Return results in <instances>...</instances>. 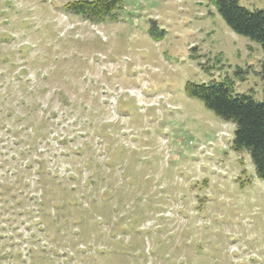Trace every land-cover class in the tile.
I'll return each instance as SVG.
<instances>
[{
  "label": "rangeland",
  "instance_id": "374dc122",
  "mask_svg": "<svg viewBox=\"0 0 264 264\" xmlns=\"http://www.w3.org/2000/svg\"><path fill=\"white\" fill-rule=\"evenodd\" d=\"M71 1L0 0V264H264V182L186 92L263 101L262 47L207 0Z\"/></svg>",
  "mask_w": 264,
  "mask_h": 264
},
{
  "label": "trees",
  "instance_id": "16d2710c",
  "mask_svg": "<svg viewBox=\"0 0 264 264\" xmlns=\"http://www.w3.org/2000/svg\"><path fill=\"white\" fill-rule=\"evenodd\" d=\"M216 6L225 23L236 34L257 42L264 50V11L251 10L239 0H207ZM124 0H76L64 5L66 13L97 23L117 21ZM156 22L149 34L157 33ZM264 80V62L260 72ZM234 83L228 80H211L209 83H188L187 95L201 101L217 117L235 125L232 148L238 153L248 151L255 165L257 177L264 182V100L257 101L248 95H237Z\"/></svg>",
  "mask_w": 264,
  "mask_h": 264
}]
</instances>
